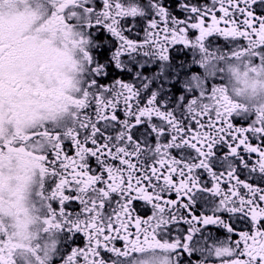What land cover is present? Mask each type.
Masks as SVG:
<instances>
[{"label":"snow or ice","instance_id":"snow-or-ice-1","mask_svg":"<svg viewBox=\"0 0 264 264\" xmlns=\"http://www.w3.org/2000/svg\"><path fill=\"white\" fill-rule=\"evenodd\" d=\"M62 11L86 37V71L72 122L36 133L46 231L59 237L47 264H264V111L228 103L212 81L185 83L254 42L264 65V0Z\"/></svg>","mask_w":264,"mask_h":264},{"label":"flooded vegetation","instance_id":"flooded-vegetation-1","mask_svg":"<svg viewBox=\"0 0 264 264\" xmlns=\"http://www.w3.org/2000/svg\"><path fill=\"white\" fill-rule=\"evenodd\" d=\"M74 3L75 0H0L2 264L33 262L46 252L51 257L52 244L59 239L54 230L46 231L47 202L41 197L46 187V165L38 157L46 150L47 141L38 139L36 133L42 128L67 126L78 111L86 71V37L75 23L61 20L65 15L62 10ZM255 48L254 42L235 59L217 53L185 83L191 88H203L206 81H212L223 89L218 94L228 103L248 114L262 112L264 65L254 62ZM173 55L185 58L179 47ZM191 66L189 62L187 67ZM192 75L197 79L193 80ZM250 76L258 83L252 95L248 92ZM221 77L222 82L217 83Z\"/></svg>","mask_w":264,"mask_h":264},{"label":"rangeland","instance_id":"rangeland-1","mask_svg":"<svg viewBox=\"0 0 264 264\" xmlns=\"http://www.w3.org/2000/svg\"><path fill=\"white\" fill-rule=\"evenodd\" d=\"M250 79L252 80V83H251V87H250V90L248 92H250V95H252V90L258 85V83L255 82L256 78L255 77H252L250 76ZM23 226V225H21ZM48 239H49V234H48ZM19 264H47V261L45 260V256L42 257V258H37L35 259V261L33 262H20Z\"/></svg>","mask_w":264,"mask_h":264}]
</instances>
